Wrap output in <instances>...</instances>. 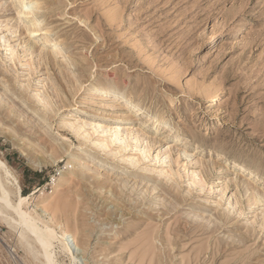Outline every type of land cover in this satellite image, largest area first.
Segmentation results:
<instances>
[{"label":"rangeland","instance_id":"1","mask_svg":"<svg viewBox=\"0 0 264 264\" xmlns=\"http://www.w3.org/2000/svg\"><path fill=\"white\" fill-rule=\"evenodd\" d=\"M36 1L22 17L0 0L12 202L30 197L40 227H70L74 264H264V0ZM109 85L131 103L90 89ZM76 119L124 141L99 149L106 134L63 127ZM6 214L0 264H44ZM55 245V264H72Z\"/></svg>","mask_w":264,"mask_h":264},{"label":"bare ground","instance_id":"2","mask_svg":"<svg viewBox=\"0 0 264 264\" xmlns=\"http://www.w3.org/2000/svg\"><path fill=\"white\" fill-rule=\"evenodd\" d=\"M19 2L18 6H19V16H22V17H25V16H30L31 13L33 12L34 14L38 13L39 11V2H37L36 0H16ZM42 5V4H41ZM41 8V7H40ZM18 9V10H19ZM32 11V12H31ZM18 12V11H17ZM29 12H31L29 14ZM31 15V17L34 16ZM39 14V13H38ZM37 15V14H36ZM38 17V16H37ZM36 18V17H35ZM41 18V17H40ZM37 19V18H36ZM40 20V19H39ZM31 21V20H30ZM43 23V22H42ZM36 24V23H35ZM16 25V24H15ZM24 26V24H23ZM27 26V27H26ZM34 27V25L31 23H28V24H25V28L27 29L28 27ZM39 26V25H38ZM8 28V27H5V29ZM36 28V26H35ZM40 28V27H39ZM38 28V29H39ZM4 29V28H3ZM16 29V28H15ZM15 31V30H14ZM9 32V31H8ZM12 32V31H11ZM2 36V35H1ZM4 37V38H3ZM3 40L5 39V36H3ZM36 40V39H35ZM34 40V41H35ZM1 41V40H0ZM7 41V39H6ZM6 41H1L2 43L6 42ZM0 42V43H1ZM34 43V42H33ZM8 44V42L6 43ZM30 44V43H29ZM1 45V44H0ZM34 45V44H33ZM5 46V45H4ZM1 48V47H0ZM15 48V47H13ZM10 45H7V49H8V53L11 54V56H16V51L13 49ZM17 48V46H16ZM62 48V47H61ZM6 49V50H7ZM6 52V54H8ZM8 54V56H9ZM18 55V54H17ZM17 57V56H16ZM6 58V57H5ZM10 58V57H8ZM11 60V58H10ZM13 60V59H12ZM24 85V84H23ZM31 85V84H30ZM103 85V84H102ZM116 87V86H115ZM114 86H105V87H97V86H93L92 90H95V91H101L103 96L105 97H108L110 95H114V94H120L121 95V98L124 100V102L126 103H131V99H128L127 97H125L124 93H120L119 91L116 90ZM7 93H9V91H11L9 88H5L4 89ZM25 90V89H24ZM42 92V91H41ZM41 92H37L36 95L37 97L41 96ZM43 94V93H42ZM44 95V94H43ZM119 95V96H120ZM219 95V94H218ZM35 96V97H36ZM47 96V95H45ZM40 98V97H39ZM44 98V97H43ZM45 102H46V106H48V108L51 106V102L48 101V98L45 97ZM40 103V102H39ZM42 103V102H41ZM138 107V106H137ZM47 108V107H46ZM142 108L139 107V110H141ZM144 110V108H143ZM72 115V114H71ZM65 120H66V117H64ZM156 119V118H155ZM77 121L75 123H72V122H69L70 120L68 121H64L62 123L63 127L67 128V129H71L73 130L77 135L81 136L84 138V140L86 141H91V138L96 136L98 133L99 134H106V135H102V138H98L99 134L97 135V143H94L95 146H97L99 149L100 147L103 148V149H107L109 147H111V145L114 143H117L118 141H121L122 142L124 141V139L121 138V130H119L118 128H112V127H103L101 126L99 123H88L87 121H79L78 119H76ZM157 122H158V125H161L163 124V121L162 119H157ZM165 123V122H164ZM86 127H89L86 129ZM89 131V132H87ZM87 132V133H85ZM109 134V136H107V134ZM100 137V136H99ZM127 141V140H126ZM140 141V140H139ZM143 141V140H142ZM146 144L148 145V143L146 142ZM145 144V148L141 150V155L143 156L142 158H147V155L149 156V145L147 146ZM126 145V144H125ZM116 153V152H115ZM188 157V156H187ZM144 158V159H145ZM130 162L132 163L133 166H137L138 164V160L134 159V158H131L130 159ZM80 164V163H79ZM165 164V163H164ZM169 164V163H168ZM82 164H80L81 166ZM166 166H168L167 164H165ZM164 165V166H165ZM84 166V165H83ZM1 169H6V174L9 173V171H7V168L5 167V165L3 164V162L0 160V172H1ZM164 170V169H163ZM3 171V170H2ZM159 171H162V170H159ZM167 171L169 170H164L162 171V174H166ZM2 173V172H1ZM0 173V189H1V192H0V214H4V216H9L8 214L5 215V213H8L10 211L11 213V217H8V218H11V220L13 221H16L15 223H17L21 228H20V235L27 239V243L28 245H26L27 247L30 246V252H32L31 254H35L34 256H37V258H41V261H43L44 264H55L56 263V260L54 258V253H53V250L54 248L57 246L55 245V243H59L60 244V248L61 250L63 251L62 253H68L70 254V256L72 257V264L75 263L76 261V251L74 249H76V241L75 239L73 238V235L70 231V227H67L65 228L64 230H62L61 234L59 235L57 232H55V230H53L52 228H50L46 223L45 227H40L39 224H38V221L40 219V217H37V216H33L28 210L27 211H24L23 209V206L25 205H28L29 204V200H30V197H24L22 195H18V202L16 204H14L12 202V199H11V192H10V188H6L5 187V182L1 180V174ZM4 173V172H3ZM256 173V172H255ZM168 174V173H167ZM162 177L164 175H161ZM166 177V176H165ZM168 177H171L170 175ZM173 178V177H172ZM199 179V178H198ZM201 179V178H200ZM196 180V178H195ZM203 181V180H202ZM4 183V184H3ZM199 184H201V182H199ZM203 184V183H202ZM205 186V185H204ZM206 187V186H205ZM113 187H111L112 189ZM111 189H109L111 191ZM204 189V188H203ZM113 190V189H112ZM19 193V192H18ZM113 193V192H112ZM17 198V197H16ZM63 198V197H62ZM62 200V199H60ZM56 201V200H55ZM53 201L51 204H49V208L51 207L53 209V212H55L54 210L56 209V212H58V204H54ZM65 201V200H64ZM48 203V202H47ZM50 203V201H49ZM65 203V202H63ZM62 204V203H60ZM52 211V210H51ZM55 212V213H56ZM60 212V211H59ZM57 214V213H56ZM75 214V213H74ZM76 222V220H75ZM14 223V224H15ZM40 223H42V220L40 219ZM71 223V222H70ZM77 223V222H76ZM77 226V225H76ZM73 227V226H72ZM78 227V226H77ZM77 227H73V229H79L80 231V228H77ZM18 229V228H16ZM76 233L77 235V231L74 232ZM82 234V233H80ZM153 234V233H152ZM148 235V234H146ZM151 236V235H149ZM88 237V236H87ZM148 238V237H147ZM71 239V240H69ZM150 239V238H148ZM152 239V237H151ZM85 240H86V236H85ZM89 240V238H88ZM142 240V239H141ZM154 240V239H153ZM147 241V240H146ZM25 242V241H24ZM72 242H74L75 244V248L72 249L73 245H72ZM145 242V241H144ZM143 242V243H144ZM142 242H140L141 244ZM154 243V242H153ZM150 244V243H148ZM155 244V243H154ZM59 246V245H58ZM59 248V249H60ZM79 248V247H78ZM77 248V249H78ZM156 249V247H155ZM58 250V249H57ZM55 251V250H54ZM144 252V250H142ZM149 251V247L146 248V252L145 254ZM156 252V250H155ZM78 253V252H77ZM142 253V252H141ZM66 254V255H68ZM137 254V253H136ZM60 256V255H58ZM132 256V255H131ZM155 256V254H154ZM39 258V259H40ZM142 259V258H141ZM64 260V259H63ZM146 261V259H145ZM144 261V262H145ZM152 261V260H151ZM143 262V261H141ZM42 263V262H41ZM153 263V262H152ZM151 263V264H152ZM141 264V263H140Z\"/></svg>","mask_w":264,"mask_h":264}]
</instances>
